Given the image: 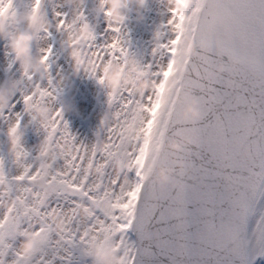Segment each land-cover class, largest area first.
I'll use <instances>...</instances> for the list:
<instances>
[{
	"label": "snow or ice",
	"instance_id": "snow-or-ice-1",
	"mask_svg": "<svg viewBox=\"0 0 264 264\" xmlns=\"http://www.w3.org/2000/svg\"><path fill=\"white\" fill-rule=\"evenodd\" d=\"M23 9L44 11L42 0ZM167 11L162 24L171 34L157 45L167 58L155 69L151 62L142 65L153 77L151 88L115 94L104 88L98 65L125 62L130 54L123 24L107 23L112 34L102 42L92 26L84 41L97 66L85 74L105 90L114 113L97 127L104 143L78 140L64 119V85L51 72L52 43L40 49L39 74L20 69L16 90L23 109L12 112L15 101L7 112L0 109L5 120L14 116L6 132L13 121L30 117L33 102L55 106L46 120H31L42 132L31 159L25 144L9 153L18 172L9 174L0 152V201L10 200L0 206V264H53L61 249L62 259L75 253L82 264H94L90 244L98 238L121 247L127 264H251L264 255V0H184L181 7L169 3ZM19 12L13 0H0L9 24ZM54 16L61 32L73 26L70 20H88L83 4L71 17L55 10ZM51 35L42 26L38 39ZM185 35L191 49L184 47ZM5 54H11L8 48ZM13 63L10 58L9 67ZM219 63L223 71H217ZM174 64L180 66L171 74L175 87L165 98L161 82ZM192 103L196 115L185 111ZM158 165L171 169L167 178L158 176ZM56 213L64 217L63 227H57ZM27 228L35 242L24 254L17 241Z\"/></svg>",
	"mask_w": 264,
	"mask_h": 264
},
{
	"label": "flooded vegetation",
	"instance_id": "flooded-vegetation-1",
	"mask_svg": "<svg viewBox=\"0 0 264 264\" xmlns=\"http://www.w3.org/2000/svg\"><path fill=\"white\" fill-rule=\"evenodd\" d=\"M181 1L183 0H172V2L179 5ZM96 2L97 0H85L83 7L86 18L92 23L97 33V42H102L105 38H110L112 33L111 30L106 29L108 22L104 19V13L101 12L97 16L91 10ZM27 3H30V0H13V5L16 6L20 12L12 24L6 21V31H0V87H9L11 82L15 81V85L11 87L9 92L8 106L9 103L11 104L12 101H15L11 111L17 112L23 109L22 93L16 89L20 84V69L24 70V68L21 63L22 57L17 58L15 50L11 48V39L18 31L27 30L34 33L30 40V54L33 59L38 52L41 56V48L47 47L49 43L53 44L51 72L57 76L58 80L64 85V91L62 93L64 107L63 115L64 119L69 122L70 130L77 133L78 140L83 139L88 142L96 138L99 143H104V131L101 130L96 132L100 124V119H114V113L107 108L105 90L93 77L85 74L89 68L81 67L78 70H74V58L70 55V49L74 47V45H70L67 40H64V43L61 44V40L64 39V33L58 31L55 27L56 20H58L59 17L54 16V10L67 12L68 16L71 17L73 15L72 8L74 6L64 3V0H42V8L44 11L37 12L41 17L47 15L51 19L53 27L49 28L52 35L40 40L38 39V35L41 27L30 26L27 17L20 18L21 13L32 11L31 9H23L24 5ZM79 6L80 5H76V9ZM105 7H107V5H105ZM125 7L135 9L140 7V5L133 2H126ZM168 7V0H148V6L146 8L141 7V11L144 13L142 19H134L136 12L132 10L128 11L127 17L122 23V31L124 34V44L128 48L130 54L127 56L125 62L108 59L98 65L100 74L104 64H107L110 70L113 66L121 69V79L116 87L113 89L108 85L107 78L104 77V88L115 94L119 93L120 90L125 87H130L137 91L152 87L153 77L142 65L151 62V67L155 69L157 67V61H161L160 54L164 50L158 48L157 45L159 42L167 39L169 33L164 30L166 26L162 24V21H165L169 14L167 11ZM158 30L162 32L159 38L156 36ZM4 39H6L7 45ZM6 48H8L11 53L10 55L5 54ZM80 51L85 60H91L92 64L95 65L93 57L86 53L84 47H82ZM10 58L14 61L11 67L8 65ZM163 58L166 60L167 54H165ZM95 67L97 66L95 65ZM26 71L39 74L41 72V64L39 71H33L32 67H28ZM124 77H130V79H124ZM45 82L46 81H42V83ZM142 82L143 86H141ZM24 85L25 91L30 90L32 87V83L27 80L24 81ZM66 102L70 106L65 107ZM53 106H55V103L52 105L43 101L33 102L29 108L30 117L25 114L22 121L17 123V132L20 133L18 146L25 144V147L29 149L30 156L28 159H31V156L35 154L39 140L42 138V132L36 130V125L35 123H31V120L33 118L35 120H46ZM7 107H4L5 112L8 111ZM38 108L43 109V111H39ZM12 119H14V116H9L8 120L0 116V152L5 155V166L9 170L10 175L19 171L17 165L10 158V154L12 153L9 151L10 131L6 132L7 124ZM12 123H14V121ZM12 123L8 125V129H10ZM69 147L70 145L65 142L64 148L67 150ZM48 154L50 158H54V150L51 146L48 148ZM118 170L119 165L117 163L114 166V171ZM9 204L10 200L0 201V206H8ZM65 206H67V202H65ZM58 214L59 213H56L53 219L57 226L59 222L63 225L64 217L62 216V219H60ZM40 223L41 219L38 218L36 224ZM48 255H51V253Z\"/></svg>",
	"mask_w": 264,
	"mask_h": 264
},
{
	"label": "clouds",
	"instance_id": "clouds-1",
	"mask_svg": "<svg viewBox=\"0 0 264 264\" xmlns=\"http://www.w3.org/2000/svg\"><path fill=\"white\" fill-rule=\"evenodd\" d=\"M85 0H64V3L72 4L74 7L72 8L73 14L76 13V5L84 4ZM126 2H133L140 7L135 9H129L125 7ZM169 3L172 0H168ZM107 5V7H105ZM148 0H97V2L92 6V11L95 15H99L101 12L104 13V19L108 22L109 25L116 27L122 24L126 17L128 11L132 10L136 12V16L134 19H142L144 13L141 11V7H147ZM177 7H181V5L177 4ZM27 17L29 21V25L32 27H42L47 26L48 28L53 27L51 19L45 15L41 17L36 10H32L31 12H25L20 14V18ZM73 26L70 29L62 30L64 33V39L61 40V44L64 43V40L69 41L70 45H74L70 49V55L74 58L73 68L74 70H78L82 68H95V65L92 64L91 60H85L84 56L81 54L80 49L84 47L85 39L90 35L92 29V23L89 20H85L79 24H75L73 21H69ZM0 31H6V19L4 16L0 15ZM33 32L24 30L18 31V33L12 37L11 39V48L15 50L16 57H22V67L26 71L28 67H32L33 71H39L41 58L39 52L36 54V57H33L30 54V40L33 36ZM132 59V58H130ZM121 69L113 66L111 70L109 69L107 64H104L101 70V75L107 78V83L113 89L120 82L121 79ZM124 79H130V77H124ZM15 85V81H12L9 87H0V109L8 106L9 92L11 87ZM143 86V82L141 84ZM164 88V81L161 82V90ZM163 94L162 92L160 93ZM68 103H65V107H68ZM38 107V106H37ZM39 111H43V109H39ZM195 111V110H193ZM10 145L9 151L15 153L18 148L20 133L17 132V123L14 122L10 126ZM171 169L169 168L167 171L165 169H160L158 176L160 178H167L168 172ZM35 239L34 234H30L27 240H24L20 244V249L24 254L30 253V249L33 246V240Z\"/></svg>",
	"mask_w": 264,
	"mask_h": 264
},
{
	"label": "rangeland",
	"instance_id": "rangeland-1",
	"mask_svg": "<svg viewBox=\"0 0 264 264\" xmlns=\"http://www.w3.org/2000/svg\"><path fill=\"white\" fill-rule=\"evenodd\" d=\"M183 3H184V0L181 1V5ZM170 34L171 33L169 32L168 35ZM181 40L184 44V47L186 49H189L190 44H191V37L188 35H185L181 37ZM178 67H180L179 64H174V65L169 66V71H168L169 74L167 75L168 83L167 85H165L164 90L161 91L163 93L162 96H164L165 98H167V96L171 94L173 88L175 87V80L171 78V74ZM160 90H161V87H160ZM258 212H259V206H258L257 214ZM80 213L81 215L86 214V203L84 201L80 202ZM58 216L60 219H62V215L60 213L58 214ZM63 226L64 224L62 225L61 222H59L57 227H63ZM32 233H33L32 228L25 229L20 236L19 242L17 241L18 246H20L22 241L27 240L30 234ZM34 242H35V239L33 240V245H34ZM90 249H91L90 259L94 261V264H127V254L119 246H116L114 244L112 245L106 244L102 242L101 239L98 238L92 241V243L90 244ZM31 251L32 249H30V252ZM60 252H61V255L53 258V264H82V261L76 257L75 253H73V256L71 258L65 260V259H62V256L66 254L63 253L62 249L60 250ZM251 264H264V255L256 256L255 259L251 261Z\"/></svg>",
	"mask_w": 264,
	"mask_h": 264
},
{
	"label": "water",
	"instance_id": "water-1",
	"mask_svg": "<svg viewBox=\"0 0 264 264\" xmlns=\"http://www.w3.org/2000/svg\"><path fill=\"white\" fill-rule=\"evenodd\" d=\"M194 47L193 45V41H192V44H191V48ZM190 48V49H191ZM224 59H227L226 56L223 57ZM223 68H224V65L222 63H219L217 64V71H223ZM176 99L179 100L180 99V96L177 95L176 96ZM195 110V111H193ZM185 111L188 113V114H191V115H196L197 114V110L195 108V104L192 103V104H187L185 105ZM170 143V146L171 147H177L178 146V142L175 141V140H172L169 142ZM165 169V171H167L169 169V167L165 166V165H158L157 166V173H159L160 169ZM170 174V172H168V175ZM189 207H191V205H189Z\"/></svg>",
	"mask_w": 264,
	"mask_h": 264
},
{
	"label": "bare ground",
	"instance_id": "bare-ground-1",
	"mask_svg": "<svg viewBox=\"0 0 264 264\" xmlns=\"http://www.w3.org/2000/svg\"><path fill=\"white\" fill-rule=\"evenodd\" d=\"M160 57H161V61L160 62H162V61H164L165 59L163 58V56H161V54H160Z\"/></svg>",
	"mask_w": 264,
	"mask_h": 264
}]
</instances>
